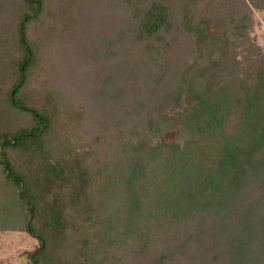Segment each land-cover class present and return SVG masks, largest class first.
Listing matches in <instances>:
<instances>
[{
  "label": "trees",
  "instance_id": "16d2710c",
  "mask_svg": "<svg viewBox=\"0 0 264 264\" xmlns=\"http://www.w3.org/2000/svg\"><path fill=\"white\" fill-rule=\"evenodd\" d=\"M253 10L0 0V232L37 241L28 264H264Z\"/></svg>",
  "mask_w": 264,
  "mask_h": 264
},
{
  "label": "rangeland",
  "instance_id": "374dc122",
  "mask_svg": "<svg viewBox=\"0 0 264 264\" xmlns=\"http://www.w3.org/2000/svg\"><path fill=\"white\" fill-rule=\"evenodd\" d=\"M223 1V0H222ZM118 19L121 20V15H118ZM250 37L254 38L257 45L260 47L262 52H264V10L263 11H256L253 10L252 13V29L250 31ZM117 62V61H116ZM115 61L112 62V77H114L115 85L114 88L118 89H126L130 86H124L126 84L132 83L133 76L135 75L134 71L128 66V63L123 61H119L116 63ZM152 65H158L156 62L148 63ZM62 64H59L57 68H61ZM156 69V68H154ZM144 70V69H143ZM153 70V69H152ZM145 72V71H144ZM80 76L76 75L75 78H78ZM58 79V78H57ZM133 80V81H132ZM131 85V84H130ZM126 89V91L128 90ZM70 89V86L69 88ZM72 93V92H71ZM90 102V101H89ZM104 104H108L105 103ZM109 105V104H108ZM118 107V106H117ZM126 107V106H124ZM101 108V107H100ZM99 109H97L93 114H95L96 119L93 118L92 120V127L93 125L97 124V118ZM262 117V114L260 115ZM259 120V131H258V145L262 144L261 140L264 138V119ZM262 135V136H260ZM168 139H170L173 136V133L167 132L165 135ZM260 136V138H259ZM156 140V138L154 139ZM248 143L249 140H248ZM252 144V143H251ZM250 145V144H249ZM106 149V148H105ZM99 169V168H98ZM124 217L121 222L124 221ZM127 223V222H126ZM125 222H123L119 227H117V233H115V236L119 239L125 238L126 235L129 236L127 228L125 229L126 225ZM130 224V223H129ZM128 224V225H129ZM37 244V241L34 238H31L30 236L20 233V232H0V264H28V260L26 256L24 255V251L26 249L32 248ZM123 248V247H122ZM121 251V250H120Z\"/></svg>",
  "mask_w": 264,
  "mask_h": 264
}]
</instances>
